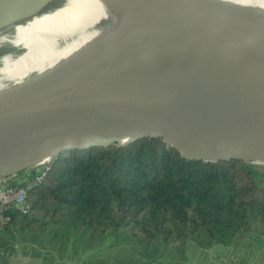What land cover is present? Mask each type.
Segmentation results:
<instances>
[{
    "label": "water",
    "instance_id": "water-1",
    "mask_svg": "<svg viewBox=\"0 0 264 264\" xmlns=\"http://www.w3.org/2000/svg\"><path fill=\"white\" fill-rule=\"evenodd\" d=\"M45 1L0 7L24 14ZM5 94L0 178L143 137L194 161L264 166V10L172 0Z\"/></svg>",
    "mask_w": 264,
    "mask_h": 264
},
{
    "label": "trees",
    "instance_id": "trees-1",
    "mask_svg": "<svg viewBox=\"0 0 264 264\" xmlns=\"http://www.w3.org/2000/svg\"><path fill=\"white\" fill-rule=\"evenodd\" d=\"M25 202L27 212L10 208L8 220L0 219V259L15 251L18 237L70 241L80 227L100 246L115 239L119 250L129 246L143 264L188 242L207 247L253 233L264 245V166L186 159L159 137L61 152L25 191ZM82 264L118 262L109 254Z\"/></svg>",
    "mask_w": 264,
    "mask_h": 264
},
{
    "label": "bare ground",
    "instance_id": "bare-ground-1",
    "mask_svg": "<svg viewBox=\"0 0 264 264\" xmlns=\"http://www.w3.org/2000/svg\"><path fill=\"white\" fill-rule=\"evenodd\" d=\"M171 1L46 0L24 14L0 7V96L23 87L36 75L58 67ZM225 1L264 10V0ZM260 160L264 163V158Z\"/></svg>",
    "mask_w": 264,
    "mask_h": 264
},
{
    "label": "rangeland",
    "instance_id": "rangeland-1",
    "mask_svg": "<svg viewBox=\"0 0 264 264\" xmlns=\"http://www.w3.org/2000/svg\"><path fill=\"white\" fill-rule=\"evenodd\" d=\"M36 168L33 166V169ZM116 241L113 240L111 245L106 243L100 246L91 240L89 231L80 227L72 231L70 241L63 237L51 241L41 239L36 244L31 243L29 237H18L14 244L21 256L32 258L34 264L94 263L109 254L112 261L121 264L116 256L118 253L123 254L125 264H143L144 257L140 253H134L129 246L119 250L120 244ZM151 264H264V245L261 237L253 233L244 234L235 242L214 243L207 247L188 242L181 251L170 245L163 251L162 257Z\"/></svg>",
    "mask_w": 264,
    "mask_h": 264
},
{
    "label": "built area",
    "instance_id": "built-area-1",
    "mask_svg": "<svg viewBox=\"0 0 264 264\" xmlns=\"http://www.w3.org/2000/svg\"><path fill=\"white\" fill-rule=\"evenodd\" d=\"M31 175L10 174L0 178V219L8 220L4 216L7 209H15L22 213L27 212L28 205L25 202V191L31 186L43 180L45 170L49 163L37 166Z\"/></svg>",
    "mask_w": 264,
    "mask_h": 264
},
{
    "label": "crops",
    "instance_id": "crops-1",
    "mask_svg": "<svg viewBox=\"0 0 264 264\" xmlns=\"http://www.w3.org/2000/svg\"><path fill=\"white\" fill-rule=\"evenodd\" d=\"M13 247L15 251L2 255L0 264H34L32 258L27 259L25 256H21L19 251L16 250L15 244Z\"/></svg>",
    "mask_w": 264,
    "mask_h": 264
}]
</instances>
